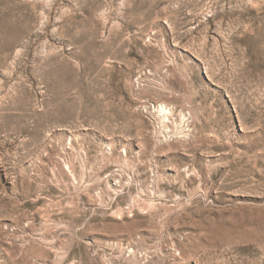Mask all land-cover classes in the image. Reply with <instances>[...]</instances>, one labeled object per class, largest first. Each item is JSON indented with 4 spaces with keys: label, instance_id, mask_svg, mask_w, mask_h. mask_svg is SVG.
Masks as SVG:
<instances>
[{
    "label": "rangeland",
    "instance_id": "obj_1",
    "mask_svg": "<svg viewBox=\"0 0 264 264\" xmlns=\"http://www.w3.org/2000/svg\"><path fill=\"white\" fill-rule=\"evenodd\" d=\"M0 264H264V0H0Z\"/></svg>",
    "mask_w": 264,
    "mask_h": 264
},
{
    "label": "bare ground",
    "instance_id": "obj_2",
    "mask_svg": "<svg viewBox=\"0 0 264 264\" xmlns=\"http://www.w3.org/2000/svg\"><path fill=\"white\" fill-rule=\"evenodd\" d=\"M161 109H163V110H166V109H167V107H166V106H162V107H161Z\"/></svg>",
    "mask_w": 264,
    "mask_h": 264
}]
</instances>
